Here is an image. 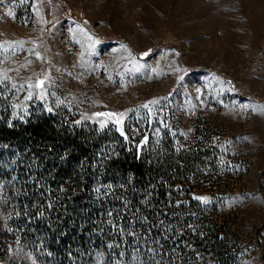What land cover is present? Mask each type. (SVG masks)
<instances>
[{
  "label": "rangeland",
  "instance_id": "obj_1",
  "mask_svg": "<svg viewBox=\"0 0 264 264\" xmlns=\"http://www.w3.org/2000/svg\"><path fill=\"white\" fill-rule=\"evenodd\" d=\"M0 83L15 121L65 109L126 137L149 116L155 142H212L215 196L193 197L240 238L237 264H264V0H0ZM6 181L0 264H52L16 234Z\"/></svg>",
  "mask_w": 264,
  "mask_h": 264
},
{
  "label": "trees",
  "instance_id": "obj_2",
  "mask_svg": "<svg viewBox=\"0 0 264 264\" xmlns=\"http://www.w3.org/2000/svg\"><path fill=\"white\" fill-rule=\"evenodd\" d=\"M12 110L0 83V175L16 234L52 264H237L240 238L215 221V202L193 197L215 196L212 142L179 149L167 131L155 142L149 116L124 137L65 109L25 121Z\"/></svg>",
  "mask_w": 264,
  "mask_h": 264
},
{
  "label": "crops",
  "instance_id": "obj_3",
  "mask_svg": "<svg viewBox=\"0 0 264 264\" xmlns=\"http://www.w3.org/2000/svg\"><path fill=\"white\" fill-rule=\"evenodd\" d=\"M218 34H219V32H218ZM239 34H240V35H239ZM239 34H238V36H241V35H244V36H245V35H247L246 32H242V31L239 32ZM251 41H252V40H250V39H249V40L245 39V40H243V41H240V42L238 41V42H239V43H244V44L241 46L242 48L252 50V49H254L255 47L252 46V45H248V44L251 43ZM241 47H240V48H241Z\"/></svg>",
  "mask_w": 264,
  "mask_h": 264
},
{
  "label": "snow or ice",
  "instance_id": "obj_4",
  "mask_svg": "<svg viewBox=\"0 0 264 264\" xmlns=\"http://www.w3.org/2000/svg\"><path fill=\"white\" fill-rule=\"evenodd\" d=\"M108 115H111V114H108Z\"/></svg>",
  "mask_w": 264,
  "mask_h": 264
}]
</instances>
